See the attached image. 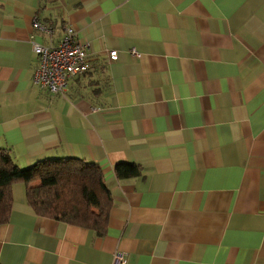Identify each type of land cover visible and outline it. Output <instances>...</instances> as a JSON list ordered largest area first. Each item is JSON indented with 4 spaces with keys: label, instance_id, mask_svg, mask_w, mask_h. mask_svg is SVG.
<instances>
[{
    "label": "crops",
    "instance_id": "1",
    "mask_svg": "<svg viewBox=\"0 0 264 264\" xmlns=\"http://www.w3.org/2000/svg\"><path fill=\"white\" fill-rule=\"evenodd\" d=\"M65 26L89 66L51 93L31 39ZM0 147L19 167L94 162L112 199L98 234L14 183L0 264H264V0H0Z\"/></svg>",
    "mask_w": 264,
    "mask_h": 264
},
{
    "label": "trees",
    "instance_id": "2",
    "mask_svg": "<svg viewBox=\"0 0 264 264\" xmlns=\"http://www.w3.org/2000/svg\"><path fill=\"white\" fill-rule=\"evenodd\" d=\"M119 178L139 173L134 163H117ZM22 182L25 197L36 214L104 232L112 205L99 165L76 158H47L27 167L17 166L0 147V223L9 218L11 188Z\"/></svg>",
    "mask_w": 264,
    "mask_h": 264
},
{
    "label": "built area",
    "instance_id": "3",
    "mask_svg": "<svg viewBox=\"0 0 264 264\" xmlns=\"http://www.w3.org/2000/svg\"><path fill=\"white\" fill-rule=\"evenodd\" d=\"M32 27L43 32H49V27L37 18L32 21ZM33 52L37 57V66L33 74V83L47 89L51 93H63L68 80L78 73L88 70L86 60L89 44L80 42L71 26H65L59 42L56 45H43L31 39ZM130 54L139 57L140 54L131 49ZM110 60L117 58L115 49L108 51ZM113 264H126L123 253L113 254Z\"/></svg>",
    "mask_w": 264,
    "mask_h": 264
},
{
    "label": "rangeland",
    "instance_id": "4",
    "mask_svg": "<svg viewBox=\"0 0 264 264\" xmlns=\"http://www.w3.org/2000/svg\"><path fill=\"white\" fill-rule=\"evenodd\" d=\"M21 184V183H20ZM22 185V184H21Z\"/></svg>",
    "mask_w": 264,
    "mask_h": 264
}]
</instances>
